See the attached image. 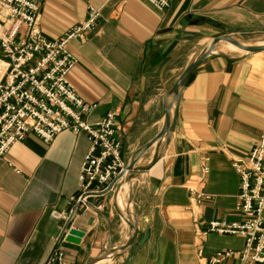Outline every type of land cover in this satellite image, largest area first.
<instances>
[{"label":"crops","instance_id":"crops-1","mask_svg":"<svg viewBox=\"0 0 264 264\" xmlns=\"http://www.w3.org/2000/svg\"><path fill=\"white\" fill-rule=\"evenodd\" d=\"M167 1L162 11L146 0H43L39 7V29L48 39L81 21L87 6L98 8L93 27L67 42L75 57L67 80L96 104L88 121L115 112L124 164L149 161L154 144L138 153L162 124L165 92L213 37L264 39V0ZM220 52L204 57L180 89L160 165L131 182L135 237L102 263L240 264L235 252L242 237L205 229L209 220L243 219L235 209L238 175L231 159L245 155L264 129V50ZM87 147L81 133L61 131L50 142L28 133L0 155V264H41L54 247L63 264H86L103 245L125 238L127 226L113 206H125L124 188L113 198L122 177L84 204L70 200L79 192ZM69 227L82 231L78 242L63 240ZM223 251L232 253L208 261Z\"/></svg>","mask_w":264,"mask_h":264},{"label":"built area","instance_id":"built-area-1","mask_svg":"<svg viewBox=\"0 0 264 264\" xmlns=\"http://www.w3.org/2000/svg\"><path fill=\"white\" fill-rule=\"evenodd\" d=\"M42 1L0 0V155L28 133L44 142H50L61 131L83 134L88 147L77 174L79 192L70 200L84 204L88 196L112 190L125 165L115 137V112L108 110L98 120L88 121L86 117L96 104L78 95L67 80L75 63L67 42L81 38L92 28L99 11L87 6L81 21L57 38L48 39L38 25ZM146 2L158 11L168 5L167 0ZM231 166L238 175L235 209L243 219L209 220L205 230L241 236L243 247L235 252L239 263L264 264V129L245 155L231 159ZM52 216L63 217L60 213ZM231 253L216 252L208 261L217 262ZM62 259V251L54 247L41 264H63Z\"/></svg>","mask_w":264,"mask_h":264},{"label":"water","instance_id":"water-1","mask_svg":"<svg viewBox=\"0 0 264 264\" xmlns=\"http://www.w3.org/2000/svg\"><path fill=\"white\" fill-rule=\"evenodd\" d=\"M218 42H228L238 47L244 53H251L264 50V43L248 44L237 40L232 34L227 33L224 35L213 37L180 71L168 90L165 92L164 98V115L162 124L159 130L154 136L147 141L139 150L138 157L154 144L152 156L149 161L144 165H134L136 159L131 160L123 167V172L119 177H122L121 182L114 188L113 198L115 199L121 185L127 192L125 206L122 210H119L114 204V208L118 215L124 220L127 226V234L125 238L117 245H103L102 250L97 255L88 259L86 264H108L101 263L111 261L117 254L127 248L135 237L136 226L134 217L128 212V207L131 203V182L133 178H136L140 173L145 172L148 168L155 163L161 156L164 145L166 144L170 133L174 128L176 117V105L178 100L179 91L184 85L190 72L196 67V65L207 55L212 53H221L214 49ZM82 236V231L69 227L63 236V240L67 242L76 243Z\"/></svg>","mask_w":264,"mask_h":264},{"label":"rangeland","instance_id":"rangeland-1","mask_svg":"<svg viewBox=\"0 0 264 264\" xmlns=\"http://www.w3.org/2000/svg\"><path fill=\"white\" fill-rule=\"evenodd\" d=\"M233 37H235L237 40L244 42V43H248V44H256V43H264V39H258V37L252 36V35H246V36H242V35H233ZM223 42H218L214 49L216 51H222V52H226V53H237L239 51H229L226 50L225 48H223ZM2 59L0 58V75L3 72V63L1 61Z\"/></svg>","mask_w":264,"mask_h":264},{"label":"bare ground","instance_id":"bare-ground-1","mask_svg":"<svg viewBox=\"0 0 264 264\" xmlns=\"http://www.w3.org/2000/svg\"><path fill=\"white\" fill-rule=\"evenodd\" d=\"M203 40V39H202ZM224 44H223V48H225L226 50H229V51H239V52H242V50H240L238 47H236V46H234V45H232L231 43H228V42H223ZM159 160H160V158L155 162V163H153L149 168H148V173H149V171H151V173H155L156 172V170H157V167H158V165H160L159 164ZM156 175V174H155ZM123 185L119 188V190H118V192L120 193L122 190H123ZM119 193H118V195H119ZM118 198H119V196H118ZM119 202V201H118ZM102 263V262H101ZM110 263V262H109Z\"/></svg>","mask_w":264,"mask_h":264}]
</instances>
